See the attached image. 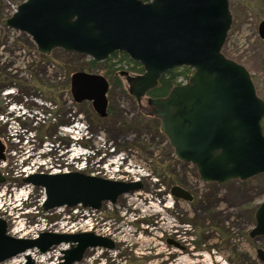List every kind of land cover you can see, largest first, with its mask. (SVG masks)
Listing matches in <instances>:
<instances>
[{
    "label": "rangeland",
    "instance_id": "374dc122",
    "mask_svg": "<svg viewBox=\"0 0 264 264\" xmlns=\"http://www.w3.org/2000/svg\"><path fill=\"white\" fill-rule=\"evenodd\" d=\"M26 1L0 0V139L6 146L0 216L7 219L9 233L20 237L26 225L34 224L113 239L114 250H88L79 264H263L258 252L264 251V237H251V232L264 202V175L223 185L204 183L196 166L177 159L159 120L147 115V98L138 102L131 96L125 79L122 87L110 82L106 117L91 102L78 103L71 93L72 75L79 62L91 58H73L74 53L60 49L40 54L31 36L6 27L3 22ZM230 11L232 25L222 52L248 70L264 100V39L259 32L264 0H232ZM122 70L129 71L127 66ZM99 73L103 75L93 74ZM74 124L78 129L67 133ZM85 128L89 139L77 145L95 152L88 165L110 145L125 164L131 160L149 173L143 189L96 212L79 206L46 212L39 188L25 185L24 173L76 170L77 160L69 159L72 151L64 150ZM177 185L191 193V202L170 198ZM59 251L42 254L43 262L36 264L54 262ZM16 258L7 264L25 261L22 255Z\"/></svg>",
    "mask_w": 264,
    "mask_h": 264
},
{
    "label": "water",
    "instance_id": "95a60500",
    "mask_svg": "<svg viewBox=\"0 0 264 264\" xmlns=\"http://www.w3.org/2000/svg\"><path fill=\"white\" fill-rule=\"evenodd\" d=\"M232 0H27L3 22L32 37L38 52L60 49L104 62L124 53L144 73L128 79L138 102L159 86L168 71L193 70L186 84L163 98L149 99L151 115L174 149L177 159L196 166L206 183L226 184L264 175V100L248 70L228 59L222 50L232 25ZM260 34L264 39V21ZM109 83L103 77L76 73L71 93L78 103L91 102L107 116ZM6 147L0 140V161ZM6 179L0 173V184ZM24 184L45 191L44 211L78 206L100 210L126 195L140 192L141 182H123L71 173H35ZM178 200L193 196L181 186L171 188ZM251 237H264V202L255 213ZM60 251L57 264H78L90 249L114 250L115 242L93 232L41 233L37 239L8 234L0 216V264L37 249ZM258 256L264 264V251ZM35 264L26 255V263Z\"/></svg>",
    "mask_w": 264,
    "mask_h": 264
},
{
    "label": "built area",
    "instance_id": "2783aa9c",
    "mask_svg": "<svg viewBox=\"0 0 264 264\" xmlns=\"http://www.w3.org/2000/svg\"><path fill=\"white\" fill-rule=\"evenodd\" d=\"M7 95H9V93H7ZM74 123L75 124L79 123V121L74 122ZM75 124L68 126L67 127L68 130L66 132L72 134V132L70 131V130H73L72 128L78 129L77 127H74ZM77 135L78 136L76 137V139H74V142L70 147V150L72 151L73 154L76 153L75 155L76 156L75 160H77L76 165H79V167H75L76 170H70V171L88 172V174L92 176L102 177V178L111 179V180L126 181V182L142 181L143 178L148 176L147 174L149 173H145V170L141 169L140 165H137L136 162H132L131 160L130 161L128 160L125 164V162H123L124 161L123 158H118L120 152L116 153L115 148H111L110 145H108L107 147H104V150L102 151V153L99 154L97 159L93 161L92 163H90V165H88L87 159L90 158L92 155H94L95 152L89 148H85L80 145H77L78 141L80 140L82 141L83 139H89L86 128L84 131H81V132L79 130ZM103 146H106L105 143H103ZM3 163H4L3 161H0V172L3 174V176H5V173L2 171ZM31 165H34V164H31ZM80 165H82V167H80ZM28 168H31V167L29 166ZM70 171L68 169H65L63 171L59 170V171H53L50 173H61V172L66 173ZM27 172L28 171L24 173L25 174L24 178H26L27 176L33 173H36V171L28 172V173ZM39 190L42 195V201H44V191L41 189ZM88 210L90 209H86V212H88ZM92 211L96 212L95 210H92ZM24 231H23L24 235H21L20 238L36 239L40 236L41 233L49 231V230H46L45 228L43 229L34 224L33 225L28 224L26 225ZM59 232L60 231H55V233H59ZM55 249L56 248H54L52 251H55ZM28 254L37 255V257L41 255L37 250L28 251ZM59 255H60V251H59ZM59 258L60 256L56 258L54 262H49L46 264H57V262L59 261ZM23 263L24 261H22L21 263L17 262L14 264H23Z\"/></svg>",
    "mask_w": 264,
    "mask_h": 264
},
{
    "label": "trees",
    "instance_id": "16d2710c",
    "mask_svg": "<svg viewBox=\"0 0 264 264\" xmlns=\"http://www.w3.org/2000/svg\"><path fill=\"white\" fill-rule=\"evenodd\" d=\"M71 55L74 56L73 58L80 56L78 54H71ZM79 63L80 66L77 67V69L75 68V72H73L74 74L76 73L93 74L94 72H103V75L100 73L93 75H98L103 77L105 80L108 81L109 87L111 86L110 82L114 86L117 85V87H122V79H125L129 91H130V83L128 79L138 78L144 73L142 66L139 63H134L133 61H131L128 58V56L125 55L124 53H115L104 62H96L91 59L87 63H82V62ZM125 66L128 67L129 71L122 70L125 68ZM131 73H133L134 75ZM191 74H192V70L187 67L176 68L174 70L165 73L159 81V86L156 89L150 91L146 96L147 115L149 117H153L151 115L152 107L148 103L149 99L166 97L174 87L183 85L186 82H188ZM262 129L264 133V127H262ZM262 178H264V176H262Z\"/></svg>",
    "mask_w": 264,
    "mask_h": 264
},
{
    "label": "bare ground",
    "instance_id": "6f19581e",
    "mask_svg": "<svg viewBox=\"0 0 264 264\" xmlns=\"http://www.w3.org/2000/svg\"><path fill=\"white\" fill-rule=\"evenodd\" d=\"M75 155H76V153L75 154H73L71 157H70V159H72L71 161H73V160H75ZM37 165H39V166H44V163H41V164H39V163H37ZM7 220V219H6ZM19 229V228H18ZM30 256H31V258L33 259V261H35V262H37V263H42L43 262V255L42 256H39V257H37V255H32V254H30ZM17 260V259H16ZM22 261H20V263H21Z\"/></svg>",
    "mask_w": 264,
    "mask_h": 264
},
{
    "label": "flooded vegetation",
    "instance_id": "af4514ba",
    "mask_svg": "<svg viewBox=\"0 0 264 264\" xmlns=\"http://www.w3.org/2000/svg\"><path fill=\"white\" fill-rule=\"evenodd\" d=\"M261 25H262V23L259 25V32H260V29H261Z\"/></svg>",
    "mask_w": 264,
    "mask_h": 264
}]
</instances>
